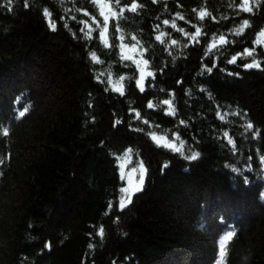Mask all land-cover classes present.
<instances>
[{
  "label": "trees",
  "instance_id": "trees-1",
  "mask_svg": "<svg viewBox=\"0 0 264 264\" xmlns=\"http://www.w3.org/2000/svg\"><path fill=\"white\" fill-rule=\"evenodd\" d=\"M106 1L118 13L108 46L98 0H14L11 11L0 0V264H264V0L252 13L241 0ZM193 25L198 43L184 35ZM219 35L229 43L209 53ZM133 44L148 61L144 92L137 55L121 59ZM253 47L261 69L227 63ZM126 153L146 171L119 210Z\"/></svg>",
  "mask_w": 264,
  "mask_h": 264
},
{
  "label": "snow or ice",
  "instance_id": "snow-or-ice-1",
  "mask_svg": "<svg viewBox=\"0 0 264 264\" xmlns=\"http://www.w3.org/2000/svg\"><path fill=\"white\" fill-rule=\"evenodd\" d=\"M152 2L154 3L155 0H152ZM13 3H14V0H7V7H8V10L11 11L12 10V6H13ZM115 4L116 5H120L121 4V0H115ZM259 4V0H241V3L239 4V8L241 11L243 12H246V13H252L253 12V8L254 7H257ZM23 5H24V8L25 9H28L30 7L29 5V0H23ZM103 7H107L108 10H109V13L112 17H117L118 13L116 11H113L111 7H109L108 5H104ZM137 9H138V5L137 3L135 2H132L131 3V6L130 8H125V7H120L119 8V16L121 18H124L123 17V14L124 12L127 10V11H130L131 13H137ZM193 11H196L195 9H193ZM87 15V13H85ZM100 16L103 17V29L100 30L99 32V39L101 41H103V43L105 44V46H108V38H107V31H108V21H109V15L105 14V12L103 10L100 11L99 13ZM210 15L207 11H200L198 13V16H199V19L200 20H203L206 16ZM43 16L48 18V25H49V28L52 30V31H55L56 30V24L55 22L51 19V13L49 11L48 8H44L43 9ZM179 19L183 20L184 17L183 16H179ZM215 19V18H213ZM163 24L165 25H168L169 24V20L165 19L163 21ZM173 28H176V23H175V20L172 21V25H171ZM158 25H157V29H158ZM193 27L195 28V32L194 34H189L187 32H184L183 29H178V31H181V32H184V35L186 37H190V40L191 41H196L197 43L199 42L198 41V37L201 36V28L200 27H196L195 25H193ZM249 27V21L247 19L243 20L242 24L239 26V27H236L234 28L232 31L233 33L236 35V36H239L241 35L244 30ZM97 28H99V25H97ZM117 31H119V27H117ZM89 35V38H90V32L88 33ZM165 35V33H161L160 35L156 36L155 39L158 40V41H161L163 43V41L161 40V37ZM260 36L264 37V32H261L260 33ZM121 39H123V37H121ZM133 40H136V37L133 36L132 37ZM139 43V41H137V44ZM171 43L173 45H175L177 43L176 40H172ZM229 43V40L227 39V37L225 35H219L218 38H214L211 45L208 47V52L211 53L213 51V49H217L218 46H221V45H226ZM264 43V40H261V39H257L255 41V44L256 45H260ZM136 44H133L132 45V48L135 49L136 48ZM128 47V45H122L121 46V59L123 60H132L133 57L131 56H128V55H124L123 54V50L124 48ZM255 53H256V48L253 47L251 49L249 48H244L243 52L242 53H238L237 55H233L231 57V59H229L227 61V63L229 64H235L238 60L239 57H252V60L251 62L249 63H246L243 65V67L245 69H261V61L256 59L255 58ZM92 60L93 61H96L97 60V57H96V54L95 53H92ZM135 62V61H134ZM148 61L145 60L144 61V64H147ZM215 63L213 64V67H215ZM213 67H203L200 71V75H203L205 72L207 73H211L213 71ZM140 78L138 80H136V86L139 88L140 92H144L145 91V87H144V80H145V74H144V70L141 68L140 69ZM231 74V73H229ZM148 76H153V73L151 72H148L147 73ZM124 77H120V80L116 82L117 85L119 86H114V90L119 92L121 95L124 94V90H123V85L120 83V81H123ZM109 83L111 84L112 81L109 80ZM203 91V90H202ZM164 105H169L168 107V110H167V114L169 115H174L175 112H174V109L172 108L171 106V101L170 100H164L162 102ZM147 107L149 109H153L154 108V105L153 103L150 101L148 104H147ZM28 111L27 108H25L23 111H20L19 112V117H24L26 112ZM237 115H240V118L241 120H244V117L246 116V113H236ZM136 118L139 119L140 118V113L139 112H136ZM220 119L223 120L224 119V116H220ZM116 124H119L120 121L117 120L115 122ZM144 123H148L147 121H144ZM181 123H183V121H181ZM115 126V125H114ZM242 128H244V132L245 134L251 130L253 128V124L250 123V122H247L246 123V127L242 124L241 125ZM259 131V130H257ZM3 135L4 136H8L9 135V130L7 127H5L3 129ZM225 135H227V133H225ZM151 138L153 141H156L157 144H160V140L157 138V136L155 134H151ZM229 144L232 143L231 140L228 141ZM166 147H169V148H172L174 147L173 144L171 143H167L165 144ZM177 152L180 151L179 148L176 149ZM129 152H131V149H129ZM127 156V153L125 154ZM200 153L199 152H196V151H192L190 155H187L185 156L184 158L185 159H188V160H191V161H194L196 160L198 157H199ZM4 161L3 160H0V164H3ZM164 167L166 168L167 167V164L164 165ZM133 172L136 171L135 168L132 169ZM139 171H140V177H139V181L138 183L136 184V186L134 188H129V187H122L120 189V198H119V210H123L128 204H130L132 202V194L133 192H139L142 190V186L144 184V179H145V176H144V173H145V169L143 167V164L141 163L140 166H139ZM121 179H124V175H123V171H121ZM109 209H111V203L109 204ZM119 219V218H117ZM103 228L100 229L99 231V235H103ZM46 248L50 249L51 245L50 243L46 244L45 245ZM89 249H92L94 246L92 243H89L88 245ZM127 259V258H126Z\"/></svg>",
  "mask_w": 264,
  "mask_h": 264
},
{
  "label": "rangeland",
  "instance_id": "rangeland-1",
  "mask_svg": "<svg viewBox=\"0 0 264 264\" xmlns=\"http://www.w3.org/2000/svg\"><path fill=\"white\" fill-rule=\"evenodd\" d=\"M98 2H99V5L101 7V10H103L105 12V14H107V15L110 16V13H109L108 8L107 7H103V6L104 5H108L109 7L112 8L111 4L108 1H106V0H98ZM112 10H113V8H112ZM124 53L126 55H132V56L137 55V57H136V63L139 66V78H140V74H141L140 73V69L141 68L144 70V74L146 75V64H144V60H143V58L141 56V52L138 49V47L136 46V48L133 49L132 48V45L131 46H128V47L124 48ZM157 138L161 142H163L165 144L171 143L164 136H159ZM119 166H120V171H123V175H124V182L125 183H124V186L123 187H129L130 189L131 188H134L136 186V184L138 183L139 177H140V171H139L140 163L139 164H134V163L131 164L130 157L127 154V156L124 155L122 158H120ZM133 168L136 169L135 172L132 171ZM144 175H145V173H144Z\"/></svg>",
  "mask_w": 264,
  "mask_h": 264
}]
</instances>
